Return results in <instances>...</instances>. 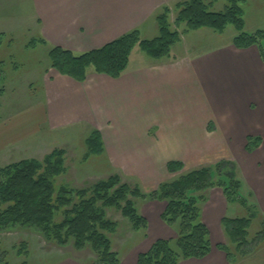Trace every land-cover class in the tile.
<instances>
[{
	"label": "rangeland",
	"instance_id": "374dc122",
	"mask_svg": "<svg viewBox=\"0 0 264 264\" xmlns=\"http://www.w3.org/2000/svg\"><path fill=\"white\" fill-rule=\"evenodd\" d=\"M89 1L92 12L97 10L105 12L104 9L111 8L118 0ZM186 1L188 0H165L163 6L161 5L152 16L141 22L134 30L139 31L143 40L150 41L159 37L155 17L162 14V8L166 7L167 23L171 31L179 36L170 47V57L167 59L172 62L186 59L197 61L205 58L211 63L218 61L230 63L223 77L216 76L208 82L194 79L190 84L182 82L183 87L177 85L178 88L184 89V93L186 89L191 90L190 93L197 102L203 99L205 104L208 102L206 112L211 113V123L224 140L222 147L217 145L211 149L206 148L210 150L209 156L217 159L198 167L192 166L197 165L196 161L183 164V169L176 173H169L166 163L158 164L155 165L154 177L151 178L146 175L144 164L139 163L131 151L127 152L119 163L109 160L104 147L100 154L89 155L85 141L97 129L92 128L89 121H84L70 127L43 126L40 132L34 134L35 136L32 135L28 144L19 143L1 153L0 167L25 159L41 161L54 150H63L66 172L55 179L56 189L60 186H67L73 190L90 189L97 182L115 176L121 184L129 185L131 188L138 187L144 196H148L161 184L175 180L189 171L200 168L214 170L220 162L231 163L235 167V180L241 185L238 195H233V200H229L223 189L218 187L192 196L201 199L198 204L200 217L203 224L208 226L206 227L212 248L218 250L217 246L223 245L229 251L227 256L226 253L218 250L223 257V262L221 259L218 262L264 264V209L260 206L256 192L258 182L264 185V176H257L258 173H264V62L258 50L259 46L253 47L259 53L260 63L256 59L247 57L244 51L234 54L235 56L226 51L223 58H217L218 54L234 47L232 44L236 35L234 28L227 26L222 34L209 29L189 31L185 23H176L177 4ZM31 2L32 0H0V121L14 118L18 123L30 122L31 115L36 112L34 109L47 105V89L44 83L55 71L50 67L48 57L52 46L43 40V26L39 25L37 20L39 17ZM203 2L209 5L212 12H222L226 6L225 0H203ZM85 7L88 10L89 4L86 3ZM241 7L244 11V32L248 35L264 33V0H244ZM259 45L264 52V38L259 41ZM129 60L130 68H139L145 62L152 61L137 45L131 51ZM234 62H239L238 65L242 64L243 68H237ZM241 70L243 72H240ZM93 74L95 73L90 70L88 76ZM103 97L107 100L106 94ZM147 112L145 109L133 111L131 125L140 127L143 123L150 122L151 118ZM104 118L109 120L107 113ZM108 123L109 121L104 124L106 130L109 128ZM153 123L160 126L156 121ZM148 133L150 136H155L154 130ZM137 134L139 135V132ZM248 137L261 139L260 146L252 153H247L245 150ZM137 139L141 140V135ZM230 152L232 153L227 156L226 154ZM222 155L227 157H218ZM195 158L200 163L207 160L198 153ZM213 179L216 182L218 176ZM213 190L217 191V195L211 196ZM131 200L135 202L138 214L146 220V226L138 231L133 230L120 211L105 210L106 218L117 223L116 231L106 236L110 240L111 251L120 259L119 264H136L137 256L147 252L155 241L174 240L177 237L173 229L165 225L160 218L165 208L164 202L149 200L147 197ZM214 206L218 207L215 213ZM217 212L219 214L222 212L219 219H215ZM61 218L58 217L57 220ZM224 219H243L250 222L246 229L248 235L246 242L240 238L239 248L227 237L222 225ZM162 235L167 237L163 238ZM20 243L27 245L29 253L27 264H90L95 260V254L89 246L76 251L72 243L59 246L45 240L36 230L18 228L0 234V246L8 250L13 257L11 264L20 263L12 250V247H17ZM209 255L201 260H193L202 262ZM190 261L179 264H200ZM218 262L210 263L219 264Z\"/></svg>",
	"mask_w": 264,
	"mask_h": 264
},
{
	"label": "trees",
	"instance_id": "16d2710c",
	"mask_svg": "<svg viewBox=\"0 0 264 264\" xmlns=\"http://www.w3.org/2000/svg\"><path fill=\"white\" fill-rule=\"evenodd\" d=\"M222 12H212L203 0H188L177 4L176 23H185L189 31L209 29L222 34L227 26L236 32L232 44L237 49L259 46L264 62V52L259 41L264 33L248 35L244 32V0H225ZM167 8L155 19L158 23L159 37L143 40L139 31L133 30L103 47L73 53L52 47L48 53L50 67L62 76L76 82L85 81L91 70L95 74L117 79L126 71L131 51L138 48L151 60L170 57V47L178 40L167 23ZM88 154L98 155L103 144L97 131L85 141ZM261 144L260 138L248 137L245 150L252 153ZM169 173L183 169L178 162L167 164ZM235 167L228 162H220L214 167L192 170L177 179L161 184L154 193L144 196L138 187L131 188L121 184L118 177L97 182L90 189L73 190L67 186L55 188V179L66 172L64 151L54 150L41 161L25 159L0 167V234L15 229L38 231L45 240L59 246L72 243L76 251L87 246L95 254L90 264H119V257L111 251L110 240L106 234L114 233L117 223L106 218V209H115L127 219L133 230L146 226L131 199L161 201L165 208L160 216L162 222L176 233L174 240H157L145 253L137 256L136 264H179L187 260H201L212 250L210 235L200 217L198 206L200 198L192 196L211 188H222L226 197L233 200L238 195L240 184L235 180ZM218 176L214 182L213 178ZM238 201V196H237ZM62 217L61 220H57ZM249 221L243 219H224L222 225L227 237L239 248L240 238L246 242ZM264 229V227H263ZM217 249L226 253L223 245ZM19 264H27L29 256L26 243L12 247ZM11 254L0 246V264H11ZM15 260V258H14Z\"/></svg>",
	"mask_w": 264,
	"mask_h": 264
},
{
	"label": "crops",
	"instance_id": "0c3cea01",
	"mask_svg": "<svg viewBox=\"0 0 264 264\" xmlns=\"http://www.w3.org/2000/svg\"><path fill=\"white\" fill-rule=\"evenodd\" d=\"M164 2L165 0H118L111 8L104 9L105 12H92L89 0H32L31 3L39 17V25L43 26V40L52 47L78 54L99 49L133 31L163 6ZM86 3L89 4L88 10ZM226 51L232 56L244 51L247 57L258 62L261 60L255 47H230L223 53L220 52L217 58H223ZM229 64L226 61L211 63L205 58L172 62L165 58L147 61L139 68H130L129 60L126 71L117 79L87 74L82 83L53 71L44 83L47 105L35 108L36 112L31 115L30 122L18 123L14 118L0 121V154L19 143L28 144L32 135L40 132L43 126L70 127L89 121L92 128L97 129L100 134L111 162H121L127 152L131 151L138 162L144 164L146 175L151 178L154 177L153 171L158 164L178 162L183 165L196 161L197 165H192L193 167L205 165L217 159L211 158L208 154L210 150L206 148L211 149L217 145L222 147L223 136L218 130L215 131V126L211 123L212 115L206 112L208 102L205 104L204 99L197 102L190 93L191 90L186 89L184 93V89L177 85L183 87L182 82L190 84L194 79L208 82L216 76L223 77ZM234 64L237 68H243L242 64L238 65L239 62ZM104 94L107 95V100L104 99ZM143 109L148 111L150 122L133 127L130 123L133 111ZM105 113L109 120L104 118ZM107 121L109 128L106 130L104 124ZM154 121L160 126L154 124ZM153 130L155 136H150L148 132ZM138 132L141 140L137 139ZM197 153L207 160L200 163L195 158ZM226 155L218 157L224 158ZM261 175L264 176V173H258L257 176ZM256 192L260 206L264 209V185L260 182ZM216 193L213 190L211 196ZM216 209L218 207L214 206V213ZM221 213L217 212L215 219H219ZM220 259H223L220 252L212 248L205 261L190 262L211 264V261L218 262ZM221 262L218 263L222 264Z\"/></svg>",
	"mask_w": 264,
	"mask_h": 264
}]
</instances>
